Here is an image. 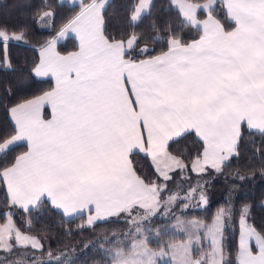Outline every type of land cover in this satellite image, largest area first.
Instances as JSON below:
<instances>
[{
    "label": "crops",
    "instance_id": "1",
    "mask_svg": "<svg viewBox=\"0 0 264 264\" xmlns=\"http://www.w3.org/2000/svg\"><path fill=\"white\" fill-rule=\"evenodd\" d=\"M58 1L77 4L81 0ZM217 1L221 2V0H215V3ZM229 3L236 7V14L241 19L239 28L242 36L239 40L233 39V34L237 33L238 29L235 21L231 20L234 26L229 30H225L222 26L221 32L216 27V21L222 25L220 21L213 14H211L213 19H206L204 14L202 17L196 15V18L213 25V34L202 39L204 33L201 31L197 38L182 43L188 45L193 41H199L200 44L193 47H206V51L200 53L202 59L199 63L180 64L183 69H192V71L178 79L190 84L192 91L185 96V101L198 112L200 119L209 124L214 122L217 113L221 110L234 112L238 117H250L264 112V100L260 99V96L264 95V4H261L259 0H229ZM212 5L211 0H203L196 3L195 7L191 6L192 8L206 6V10L210 11ZM224 10L229 19L227 10L225 8ZM196 27L201 30L200 23ZM68 37L76 41L73 34H69ZM76 47L68 51H60L58 48L57 50L61 54H66L76 50ZM103 47L104 51L94 50L96 54L86 62L81 72L82 76L87 77L85 83L88 85V93L103 95L105 99L107 131L102 136L92 133L93 140L100 141V147L94 149L97 153L96 157L90 159L87 156H81L78 154L76 145L70 144L71 158L69 155L58 156L55 152H48L44 158L50 161V164L46 165L40 159H36L25 168L24 162L29 159L25 154L29 152V149L24 142H17L24 143L25 150L0 173L8 197L17 206L30 208L46 200L63 217L84 215L90 224L117 215L132 206H154L160 203L159 187L155 183L144 181L135 172L130 160L132 152L146 151L154 161L163 157L167 166L157 164L156 168L157 174L162 178L168 177L173 170L181 167L180 159L169 153L166 146L170 137H175L186 127H190L194 121L190 118H178L175 115L165 118L169 110L158 108L155 101L162 99L158 91H166V89L156 83L155 76L147 72L141 74L138 68L142 60L145 62L142 67L151 65L162 52L151 57L129 60L120 59L119 44ZM123 47L127 48V45ZM166 51L167 49L163 52ZM177 55H189V53H177ZM225 57L233 61L237 70L236 75L244 84L243 95L250 100L247 104L233 105L211 99L216 84L210 69ZM70 75L75 74L70 73ZM232 76L233 73L230 72L229 77ZM45 78L51 79V77ZM130 81L131 86H129ZM126 87L127 92H125ZM142 88L148 91L142 92ZM133 93L136 98L132 100V104H129L128 100ZM137 100L140 106L133 110ZM205 103L212 107V111H203L202 106ZM9 118L13 124L10 111ZM43 119H51L49 110H45ZM137 122L139 127L136 126ZM242 124L247 126V119H241L240 125ZM145 126H147L148 135L142 142L141 136ZM13 139H15V133L3 140L2 144L7 145ZM170 198L173 199L174 195ZM219 223L218 228L213 227V233L210 232V235L209 232L207 233L208 241L218 249V253L211 250L213 254L209 255L208 264L221 262L222 223L221 221ZM238 226L237 264H241L244 260L241 251L242 243L245 246L251 245L253 255L258 253V249L255 242L248 238V227L240 221V218ZM242 230L244 231L243 240L241 239ZM20 234L21 239L17 240L20 244L38 248L36 243H32L33 238L35 240L38 238L23 232ZM24 234L31 237L22 238L26 236ZM11 238L13 237L9 238V242ZM14 240L16 241L15 238ZM193 247L192 239H188L185 235L169 242L165 249L160 250H154L144 237H139L132 241L128 250L116 252L112 264H199V260L193 254Z\"/></svg>",
    "mask_w": 264,
    "mask_h": 264
},
{
    "label": "trees",
    "instance_id": "2",
    "mask_svg": "<svg viewBox=\"0 0 264 264\" xmlns=\"http://www.w3.org/2000/svg\"><path fill=\"white\" fill-rule=\"evenodd\" d=\"M135 2L136 0H109V6L105 11L107 36L115 35L119 39L123 33V37L126 38L133 31L141 36L135 49L130 53H124L126 59L142 58L138 53L145 43L155 49L152 55L167 49L166 42H153L147 39L153 34L151 30L153 22L161 30L170 23L181 43L193 40L201 34L198 27L195 29L191 26L180 27L182 21L178 18V10L170 7V0H150V14L143 13L142 19L130 24L126 13L129 5ZM44 3L45 0H0V28L7 26L9 35L13 34V30L19 31L21 27L27 31L26 43L10 41L8 44L12 68L5 69L0 66V137L8 138L14 133L9 118L10 107L25 96L40 94L52 87L50 78H36L31 75L33 62L38 58V47L79 11L81 1L77 4H67L58 0H46L49 10L56 13L54 20H41ZM210 12L225 30L234 26L227 18L220 1L211 7ZM204 14V11H198L197 15L202 17ZM75 47L76 41L72 37H67L57 45L60 51H68ZM2 54L3 50L0 48V56ZM8 89H11V92ZM241 128L245 134L241 136L238 144L239 155L224 162L223 170L219 174L209 169L205 176L197 177L192 174L191 167L188 169L180 167L169 174L171 179H168L169 176L162 178L153 170L149 156L143 155L144 152L130 154L135 172L144 181L155 183L159 187L160 202L167 201L169 194L174 195L173 202L168 208L170 214L165 218L156 215L151 218V222L157 224L155 233L157 235L156 238L154 235L148 236L146 242L154 250L165 249L169 242L183 237L181 233L168 232L164 228L175 212L183 218H197L206 225L217 217H222L220 264H237L238 220L243 205H249L250 208L247 214L248 224L264 235V137L255 131L248 133L244 124ZM25 148L24 143H17L6 155L0 153V173ZM201 148L202 145L197 142L195 135L189 134H185L179 140L172 139L166 146L169 153L178 156L183 163L189 165L192 162L191 158ZM183 174L186 176L183 177ZM240 176L244 179L241 180ZM203 181H207L205 189L199 187ZM202 192L206 194V200L202 197ZM135 208L132 206L117 215L84 224L79 223L84 215L65 218L46 200L30 208L17 206L8 197L3 181H0V221L5 219L7 212L11 213L15 227L20 232L35 236L40 246L42 245V250L40 247L30 245H23V248L13 247L9 254L0 250V261L7 257L10 264H112L114 253H110L109 250L114 248L117 241L128 238L131 240L135 235V228L139 226V222L130 219ZM222 209L224 211H221ZM147 232L150 231L145 230L144 233ZM10 244L16 245L13 238ZM201 247L203 251H199L194 245L193 254L199 260V264H208V245L205 243ZM125 250L128 249L123 248V251Z\"/></svg>",
    "mask_w": 264,
    "mask_h": 264
},
{
    "label": "snow or ice",
    "instance_id": "3",
    "mask_svg": "<svg viewBox=\"0 0 264 264\" xmlns=\"http://www.w3.org/2000/svg\"><path fill=\"white\" fill-rule=\"evenodd\" d=\"M211 2L215 6V0H211ZM259 2L264 4V0H259ZM108 6L109 0H87V2L81 0L79 11L68 19L55 35L49 37L43 45L39 46L38 58L33 62L31 75L36 78L51 77L53 85L49 90L40 94L25 96L9 109L14 125L12 129L15 139L4 145L2 140L6 138L0 137V153L6 155L17 142H24L29 149V152L25 154L29 157L24 162L25 168L36 159H40L46 165L50 164L51 162L44 158L48 152H55L58 156L69 155L71 158L70 144L76 145L79 155L87 156L90 159L96 157L97 153L94 149L100 147V141L93 140L92 133L95 132L102 136L107 131L105 99L103 95L88 93V85L85 83L87 77L81 75L82 69L86 62L96 54L94 50L104 51V45L111 47L113 44H119L121 46L119 57L123 59L124 53L132 52L141 39L140 34L136 31L129 33L126 38L123 37V33L119 39L115 35L107 36L105 34L107 23L105 11ZM221 6L227 10L229 19L237 23L238 29L237 33L233 34V39L239 40L242 36L239 28L241 19L236 14V7L231 5L229 0H221ZM170 7H175L178 10V18L182 21L181 28L191 26L195 29L200 23L201 31L204 33L202 39L213 34V25L201 22L196 18L197 11H204L206 19H213L211 12L206 10V6L192 8L188 5V0H170ZM43 8L41 20H54L56 13L49 10L46 0ZM146 12L150 14L149 0H136L135 3L129 5L126 13L129 23L135 24L142 19V14ZM216 27L222 32V25H219L218 21H216ZM151 30L153 34L147 39L153 42H166L167 51L162 52L159 57L155 58L154 63L147 67H142L145 63L142 60L138 66L139 72L152 74L157 78L156 83L166 89V91H158V95L162 99L155 101L158 108L169 110L165 118L175 115L178 118H190L194 121L190 127H186L175 137H170V141L172 139L179 140L185 134H189L195 135L197 142L202 145L201 150L191 158V165L185 164L181 160V167L184 169L191 167L192 174L197 177L205 176L209 169L219 174L223 170L224 162L239 155L238 144L241 136L245 134L241 128L240 120L247 119L248 133L255 131L264 137V112L253 114L250 117H238L234 112L229 113L221 110L211 124L200 119L198 112L185 101V96L192 91L190 84L181 82L178 77L187 76L188 72L192 71V69H183L180 64L199 63L202 59L200 53L206 51V47H193V45H199V41H193L188 45L182 44L181 39L175 36L170 23L161 30L153 22ZM69 34H73L77 41L76 50L61 54L57 50L58 42L67 38ZM26 37L27 31L24 27H21L19 31L13 30L12 35H9L7 26L0 28V48L3 50V54L0 56V66L5 69L12 68L8 44L10 41L26 43ZM125 45L127 48L123 47ZM154 51V48H150L145 43L140 47L138 54L142 57H151V53ZM177 53H189V55L178 56ZM210 72L216 84L211 99L221 103L229 102L233 105L250 102L249 98L243 95L244 84L236 75L237 70L233 61L225 57L219 60L210 69ZM230 72L233 73L232 77H229ZM70 73L75 75H70ZM129 86H131V81ZM8 91L11 92V89ZM127 91L126 87L125 92ZM141 91L145 92L148 89L142 88ZM233 93L235 94L233 95ZM135 98V93H133L128 103L132 104V100ZM260 99L264 100V95H261ZM139 106L140 103L137 100L133 110ZM202 108L205 112L212 111V107L207 103ZM46 109L50 111V120L43 119ZM136 126L139 127V122ZM147 135V126H145L141 136L142 142ZM143 155L149 156L146 151ZM149 162L154 171H156L157 164L167 166L163 157L154 161L149 156ZM239 178L244 179L242 176ZM168 179L171 177L169 176ZM0 181H3L2 176H0ZM206 183L207 181H203L199 187L205 189ZM201 195L206 200V194L202 192ZM9 206V208L12 207L11 203ZM249 210V205L242 206L240 221L248 227V238L255 242L258 253L253 255L251 245L245 246L242 243L241 251L244 260L241 261V264H264V235L248 225ZM7 214L11 215V213ZM243 238L244 231L242 230L241 239L243 240ZM13 247L23 248L24 246L19 241L16 245L8 244L7 247L0 244V250L7 254L11 253ZM40 248L42 250V245ZM0 264H10V262L5 257L0 261Z\"/></svg>",
    "mask_w": 264,
    "mask_h": 264
},
{
    "label": "rangeland",
    "instance_id": "4",
    "mask_svg": "<svg viewBox=\"0 0 264 264\" xmlns=\"http://www.w3.org/2000/svg\"><path fill=\"white\" fill-rule=\"evenodd\" d=\"M196 3H198V2L188 1V5H190V6L192 5L193 7H195ZM197 14H198V11H197L196 15ZM198 17H200V16H198ZM180 161H181V159H180ZM180 161H179V163H180ZM185 176L186 175L183 174V177H185ZM177 185H179V184H177ZM171 195H173V194L168 195L167 201L160 202L154 206H147V205L135 206L136 208L133 209L134 213L130 218L131 221L133 220L135 222H139V226H137L135 228V231H134L135 235L133 237H131V240L128 238L126 240L117 241L114 248H111L109 250L110 253H112V254L114 253V255H115L116 252L123 251V248L129 249L131 247L132 241L136 238H139V237H144L146 239L148 236L154 235V238H156L155 236L157 234L155 235V233H157V231H156V229H157L156 225L157 224H155L156 222H153V221L151 222V218L154 217L155 215L159 216L161 218H165L170 214V213H168V208L174 199V198L173 199L170 198ZM170 200H172V202H170ZM5 218H6V220L4 219V220L0 221V244L4 245V247H7L8 244H10V242H9L10 237H13V239L15 238L16 239L15 242L17 244V240L21 239V236H20L21 232L15 227L10 215L6 214ZM221 218L222 217L219 216L215 220H213L210 224L206 225L205 223L198 220L197 218H194V217L183 218V217L179 216L178 212H175V213H173L172 219L170 221L166 222L164 228L167 229L166 231H168V232L169 231L176 232V233L178 232V233L185 235L188 239H192L193 244L199 249V251H203L201 245H204L205 243H207L208 248H209L207 250L208 251L207 253L209 256L210 254H213L211 252V250H214V252L216 251V253H218V251H217L218 249L215 248V245H212L211 242L208 241L207 237H209L210 232L213 233V231H214L213 227L218 228V225H220L219 222L220 221H221V223L223 222V220ZM144 221H148L147 224H143L142 222H144ZM79 223L89 224L86 221L85 217ZM160 227H162V226H160ZM145 230L146 231L149 230L150 232L144 233ZM208 232H209V235H207ZM145 234H147V235L145 236ZM24 235H26V236H24V237L22 236V238L31 237V236H27V234H24ZM33 239L34 240H32V243H36V246L39 248L40 242L38 240H35V238H33ZM129 240H130V242H129ZM214 258L216 259L217 257L215 256Z\"/></svg>",
    "mask_w": 264,
    "mask_h": 264
}]
</instances>
